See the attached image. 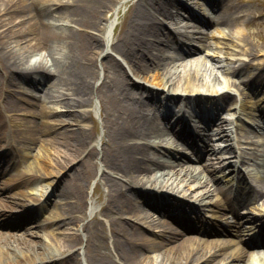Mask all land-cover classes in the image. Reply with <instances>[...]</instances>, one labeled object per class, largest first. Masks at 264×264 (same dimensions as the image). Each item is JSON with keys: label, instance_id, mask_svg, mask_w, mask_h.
I'll return each mask as SVG.
<instances>
[{"label": "bare ground", "instance_id": "6f19581e", "mask_svg": "<svg viewBox=\"0 0 264 264\" xmlns=\"http://www.w3.org/2000/svg\"><path fill=\"white\" fill-rule=\"evenodd\" d=\"M158 1L159 0H143L142 3L135 8L134 14L126 30L116 41L114 49L130 63L133 72L136 75L146 76L148 73H153V82H155L158 87L164 88V90L161 88L153 89L152 87H148L145 83L137 79L136 76L135 78L134 76L129 75L121 62L112 56L111 53H106L105 55V69L110 71V68H112L117 71L114 72L117 77V82L112 85V94L120 104L121 110L118 116L113 113L102 155L104 161H106L119 176L126 179L128 188H126L125 183L117 178H105L109 189L107 192V202L103 212L111 219V238L117 259L126 264H151V256H149L148 253L153 251H159L161 256L160 264H200L209 260L214 261L212 262L213 264H218L220 259L218 258V261L216 262L215 255L223 256V253L219 252V249H216L217 244L213 239L197 238L194 235H187L182 231H173V228V230L171 229L168 235L164 236L161 240L155 239L148 234L146 231L148 229L143 230L136 227L129 221V219L122 216H115L113 214L118 213L122 215L129 213L132 214V217H135L136 215L137 217L135 218L139 221L143 220L144 217H140L138 213L140 206L142 205V202H145L144 196L147 197L146 201L151 199L152 196L150 193L146 192L145 194L144 192H141L142 189H134L133 185L139 184L145 187H149L150 185L154 186L153 184L158 182L159 177L162 176L166 170L167 174H170L171 170L168 169L174 170L176 166H182V162H184L186 158L185 155H180L179 158L174 156L173 159V154H170V152L161 156L153 157L148 154L151 147L148 143H142L136 140L129 142V139L134 137H149L151 135L154 137L158 135L161 136L165 131L155 124L154 116L150 112L143 110L145 108L144 106L148 104V101H140L137 92L145 87L152 88L149 90L150 98L157 97L161 91H166L165 93H167L166 95L169 97H176L175 85H181L180 88L182 91L187 93H194L195 91H201V93H204L203 91H213L216 90V87L205 79L206 74H204V72H200L198 67L193 63H184V60H186L187 57H194L195 54L199 53L200 50L205 47H221V45L224 47L217 49L227 55H233V53H235L234 55H240V57H243L255 54V52L249 48L244 37H238L241 46L239 45L238 52H233L232 50L230 51L228 46L230 41L234 40L228 33L227 37H229V39L222 41L219 36L213 34L211 30H209V28L215 25H228L232 27L236 24L240 13L237 5L229 4L224 7L221 0H210V7L214 8L216 13L214 15L207 13L208 17L206 16L204 19L199 18V23L201 24L192 32L191 37H187L188 34L182 32L181 34L188 39L189 42L180 43L175 39V36L173 37V35H171V30L166 31V28L160 27L154 22L155 20L152 17L157 11L161 12L164 15L163 17H175L168 7H164L162 4H159ZM41 2H45V0H0V21L5 15L8 16V18L12 17L14 21L16 18L21 17L27 25L26 27L24 26V29L21 28L17 32L14 31L16 40H22L25 37L24 34H26L27 36H30L29 39L31 43H34L33 47L35 49H45L48 54L53 53L55 49L54 44L56 42H63L68 51L67 59L64 63L57 58L53 59V68L48 64H44L43 61L32 66L28 65L26 67H21L16 52L4 44L6 41L4 37L10 36V33L8 32V28L10 27H6L5 24H2L4 28L0 29V96H2L5 91H9L6 95V107L7 109H11V111L15 110L18 101L15 98L17 92L10 88L14 85L17 86L19 80H24L31 74L36 78H38V75L40 74L42 81L44 80V76H53L58 83H62L65 80V84L68 85L70 91L72 90L70 94L84 95V97L73 98V106L82 105L84 102L90 100L88 95L92 85L91 78L89 77H95L97 75L96 65L102 52L100 47L103 44V38L98 34L91 32L89 29L94 28L100 31L104 30V27L101 25L102 18L114 5L115 0H54V2L59 3L56 4L53 9L64 14L65 17H71L80 25L79 27L76 25L70 28H65L63 32H58L53 26H51V24L48 26L49 24L45 22L41 10L38 9ZM201 7L206 8L205 3L201 2ZM180 8L186 9V6L181 4ZM149 9H152L155 12H150ZM190 14L193 16L192 13ZM163 21L164 20H162V22ZM161 26H163V23ZM213 35L217 39L216 41L209 40ZM193 39H197L198 42L195 43L196 45L191 44ZM254 58L255 57H252L249 60L239 58L238 60H241L240 65L244 66L248 65L249 62L252 64ZM213 59L215 58L213 57ZM175 60H181V63L177 65L176 70L172 71L169 67V63L170 61L174 62ZM257 64V71L263 72L264 63L257 62ZM180 67H182L181 70H179ZM235 67L236 66H229L228 69H230L229 71L231 73H234V70H236ZM204 69L207 73L210 68L205 66ZM14 73H18L19 75H15ZM163 73L165 76H168V78L165 79V77L162 76ZM211 73H214L213 67L210 69L209 74L211 75ZM109 77L111 78V75L107 74L106 79H104V85L109 83ZM112 77H114V75ZM138 102L140 106L137 105ZM223 103H226L225 106L229 105V96H227V101L223 100ZM202 104L203 103H201V106ZM219 104H221V102H219ZM214 107L217 108L215 105ZM28 109L30 113H35L36 115L37 112L39 114L42 113V118L47 117L50 112L46 108L39 110L41 113L38 109L33 107ZM221 109H223V107H221L220 110ZM68 113H72L75 118L78 116L82 118V120H85L87 117V114L83 111L78 112V114H73V111H69ZM209 119L211 123L215 124H223L225 122V120L220 117L218 110H216ZM60 122L62 123L65 121L62 120ZM78 124L80 125V123ZM5 125V114L3 111H0V130H2ZM67 129L68 128L65 127V131L61 132V136L65 139L64 141H61V143L67 146H70V143L75 145L76 149L74 152L76 156L85 152V150L89 148L90 142V139L88 140L89 135L87 134V131L85 129H78L76 132L69 133V130L67 131ZM3 132L4 130H2L1 135ZM45 132H47V130L42 129L39 123L34 122L30 127L18 130L17 134L20 137L24 135L28 142V146L31 148ZM70 139L72 140L70 141ZM168 142L173 145L176 140L173 139ZM92 148L93 147H90L88 149V153L93 152ZM207 148L208 147L206 146L205 152L208 150L209 153L210 149ZM22 159L23 161L27 159L25 153L22 154ZM44 161L45 162H41L39 160V165L44 170L42 174L38 175L34 172L26 171L27 169H25L19 171L16 178L24 179L26 182H35L42 177L49 175L51 171L48 169H50L53 164L51 165L47 160ZM29 170L36 171L30 168ZM159 172L160 174L158 175ZM183 175L184 179L187 178L190 182L191 180L200 178L198 175L189 171L184 172ZM11 180L12 179H9L8 181ZM47 182L48 185H53L52 182ZM258 184L264 185V169L259 176ZM68 185L69 181L66 182V185L58 193L60 195L59 197L61 199L71 198L74 200H72L67 208L59 209L54 212L55 214L52 213V220H48L46 225L54 224L56 219H58L56 222L58 227L61 225H72L79 221V212H83V206L85 204L83 184H80L81 186L79 189L73 190ZM7 186L5 185L1 189H6ZM54 187L57 188L55 185ZM127 190H133L134 193ZM55 191L56 189H52L51 193H55ZM7 192L8 194L3 195V190H0V207H8V203L13 205L21 201L16 199L18 195L13 194V190L8 189ZM22 193L26 194L27 192L22 191ZM255 196L256 192H250L244 198V203H247ZM5 198H8L9 201L3 203ZM153 198L158 199L159 197L153 194ZM167 204H169V202ZM150 205L152 204L150 203ZM232 212L235 213V210H232ZM3 216L4 214L0 211V224H2V226L6 224V220ZM158 225L166 228L168 227L164 220L159 221ZM43 226V223L38 222L35 227ZM236 226L240 227L239 222ZM87 230L90 232L91 236H93V239L99 237V230L96 225L91 224V226H87ZM208 231L216 232L217 228ZM222 231L225 230L223 229ZM26 235L37 236L39 234L35 231H30L29 229L23 234L13 233L12 231H0V264L11 262L10 260H16V263L23 264L34 260L36 256L41 255V253L45 254V256H48L49 253H51L50 251H47V247L51 246L47 240L46 242L42 241L43 243L37 240H29ZM102 237L105 238V236ZM77 241L78 236H69L68 243L65 242L61 245H57L56 243V249L69 248L76 245ZM14 243H16V245H14ZM43 244L46 245L44 246V249L46 250L43 249L42 252H40L38 249L43 248L41 247ZM11 246H13L12 249L16 253L15 256H12L13 254L9 252ZM211 247L214 251H210L212 252L211 257L206 258L205 256L207 252L205 249ZM23 248H26L27 250L18 253V250ZM102 252L103 251L101 250L96 252L94 258H90V264H123L115 259L111 253L108 252L107 254H104ZM237 252H234L236 253L234 258L237 259L239 257L241 259L247 258L249 255L247 249H242L241 253Z\"/></svg>", "mask_w": 264, "mask_h": 264}, {"label": "rangeland", "instance_id": "374dc122", "mask_svg": "<svg viewBox=\"0 0 264 264\" xmlns=\"http://www.w3.org/2000/svg\"><path fill=\"white\" fill-rule=\"evenodd\" d=\"M63 1H72V0H63ZM143 0H115L114 5L109 9L106 14H104L102 18L101 25L104 27L103 31H100L98 29L90 28L89 30L95 34H98L103 38V44L100 47V50L102 49V52L99 56V59L97 61L96 69H97V75L90 76L91 78V89L88 97L90 100L84 102L82 105L73 106V98H80L81 96L84 97V95L80 94H70L72 90L70 91V88L68 85L65 84V80L62 83H58L56 81V78L51 77H45L44 80H41V76H39V80L36 81L34 79V76L31 74L27 76L24 80H19L18 85L19 89L22 84L24 86V90L30 91L29 94H24L25 96H29L31 98L29 104V107H35L36 109L41 110L42 108H46L49 112V115L47 117H41L42 113L39 114L37 112V115L35 113H31L32 117L28 118L29 122H26L23 127H26L27 125H31L34 122L39 123L40 127L44 130H47V132L43 133L38 140L37 143L33 145L32 148H29L30 155L27 157V165L30 166L28 168L36 170V172L42 173L44 170L39 165V160L41 162H45L44 160H47L52 166L49 171H51L50 175H47L44 177L45 184H47V181H50L52 183H55L54 189H56L55 193L53 192V196H51V199L48 197L45 199L46 202L49 203V205L43 206H37L34 211L36 213H33V221L32 218L23 220L19 225L16 224L15 227L10 228L9 226H6L3 230L6 232L12 231L13 233H19L23 234L27 229L30 231H35L39 235H26V237L29 240H37L39 242H46L48 241L49 247H47V251H50L52 253L51 256H54V258L58 257L57 261L53 260L52 257H49V261L45 264H74V258L72 256H75V254L78 257V262L75 264H90V258H94V254L96 252H99L100 250L103 251L102 253L107 254L108 252L111 253V255L117 259L112 238H111V219L109 216L105 215L103 212V209L105 207V204L107 202V192H108V185L106 184L105 178L107 177H113L117 178L123 183L126 184V188H128V183L126 179L119 176L117 172L111 168L106 161H104V157L102 155L103 147L105 145V141L107 138L108 130L110 129L109 124L112 121L113 113H115L116 116L120 113V104L116 101V98L113 97L112 94V85L116 84L117 77L114 74V72H117L115 69L110 68V71L105 69L106 66V53H111L112 56H114L117 60H119L122 64V66L125 68L127 73L131 76H136L137 79H139L141 82L145 83L148 87H152L153 89L159 88L158 85H156L155 82H153L152 74L148 73V75H136L133 72V69L130 65V63L120 54L117 53V51L114 49V45L116 44V41L118 38L124 33L126 30L133 14L134 10L137 5L141 4ZM188 2V0H185ZM159 4H162L164 7H168L173 14L176 12L173 0H159ZM189 2L195 3V7L197 8L198 13L202 15L203 10L198 6L201 0H189ZM230 2V3H229ZM52 3V4H50ZM59 2H54V0H45V2H41L39 4L38 9L41 10L42 16L50 26H53L54 29H56L58 32H63L65 28H70L71 26L79 27L80 25L76 23L71 17L67 16L65 17L64 14L56 11L54 8V5L58 4ZM229 4H235L240 9V17L237 19L236 24H234L232 27L228 25H215L209 28L213 34H216L219 36L222 41H226L229 39L227 37V33L233 38L234 41H230V44L228 48L230 51L236 52V50H239V45L241 46V43L238 40L239 36H242L246 39L249 48L252 49L253 52H255L254 55H251L255 57L254 61L264 62V0H228ZM166 5V6H165ZM170 5V6H169ZM228 6L224 4V7ZM150 12H155L154 10L150 9ZM218 12V9H217ZM183 13V14H182ZM181 14H179L175 18L167 17L164 18L166 21L159 23L160 27H167L169 30L175 29V33H179V31H183L185 33H189L190 37L192 36V32L196 30V26L191 21V19H188L185 15V12L182 11ZM215 14V13H213ZM204 15V14H203ZM159 16H162L161 12H155L154 18L155 20H161L159 19ZM70 19V20H69ZM3 20V21H2ZM22 20V21H20ZM5 24L8 28V32L10 33V36L4 37L5 45H7L8 48H11L16 52V54L19 57V63L21 67H26L28 65L32 66L34 64H38L43 61L44 64H48L53 68V59H58L61 62H65L67 59L68 51L63 42H56L54 44L55 49L52 54H48V52L45 49H35L33 47L34 43H31L30 36H27L24 34V38L22 40H16V37L14 36V31H19L21 28L24 29V26L26 27V22H24L21 17L16 18L14 21L12 17L4 16L3 19L0 21V29L4 28L3 25ZM115 27V28H114ZM166 29V30H168ZM179 30V31H178ZM11 31V32H10ZM178 36V35H177ZM180 38H183V35L180 36ZM210 41H216L217 39L214 37H210ZM193 42L191 44L196 45L197 39H193ZM224 46L221 45L223 48ZM211 57H215V59H212ZM238 56H235V58L232 60L231 58H227V54L220 52L219 49H217V46H211V47H205L204 49H201L199 53L195 54L194 57H187L186 60H184V63H193L198 67L200 72H204L206 74V80L210 83H213L215 81H219V78L222 82V88L224 89L223 93L220 95H217V97H221L223 95L230 94V95H237L238 100L244 105V114L248 112L249 108L251 106H257V97L254 95L251 91H249L247 88L250 86V83H244L247 81V79H251L253 76V73L255 71L254 67H250L253 65H249L247 67H244L242 70L237 69L238 71L236 74H231L229 66H238L240 63V60L237 61ZM249 59V57H246ZM53 60V61H52ZM177 62V64H176ZM181 63V60H175L170 61V68L172 71L176 70L177 65ZM176 66V67H175ZM205 66L207 68H214V73H210V69L206 73ZM169 69V68H168ZM167 69V70H168ZM182 67L179 68L181 70ZM177 70V71H179ZM15 75H19L18 73H14ZM106 74V75H105ZM107 74L111 75V78L107 85H104V79H106ZM114 75V77H112ZM264 75V73L262 74ZM259 76V79L254 80L257 83H260L261 81L264 82V78ZM106 76V77H105ZM162 76L168 78V76H165L164 73ZM257 75L254 73V78ZM19 77V76H17ZM135 77V78H136ZM253 78V79H254ZM25 80H27L25 82ZM215 80V81H214ZM252 83V81H251ZM181 84V83H178ZM226 84V85H224ZM28 85V86H27ZM219 85V84H217ZM177 86V87H176ZM181 85H175L176 91H182L180 88ZM17 87V86H16ZM15 86L11 87L16 88ZM167 88V87H165ZM174 88V87H173ZM179 88V89H176ZM220 88V87H219ZM164 89V88H163ZM144 87L141 91L137 92L138 99L141 101H147V95L149 91ZM6 93L0 97V108H4V104L6 103V97L5 95L8 94V90L5 91ZM261 92H264V87L260 86L259 91H256V94H259ZM252 95L254 97L252 98ZM260 95V94H259ZM70 96V97H68ZM222 100V98H220ZM72 105V106H71ZM139 105V102L137 104ZM158 106V105H157ZM145 108L143 110L145 111H151L149 108V101L148 104L144 106ZM24 108V107H23ZM21 107V105H18V115H14L13 120L10 122V135L12 137V130L17 129V127L21 128L17 121V117H20L23 113L24 109ZM229 109H225L221 112L220 116L224 119H230V116L233 115V111H228ZM69 111H73V114L83 111L87 114L86 120H82L80 117H74L72 113H68ZM77 119V120H76ZM9 120H11V116H9ZM64 120L65 123L59 124L60 121ZM227 122V121H226ZM80 123V125L78 124ZM52 124V125H51ZM155 124L162 128L164 127L160 121V118L157 117L155 120ZM54 125V126H53ZM68 125V126H67ZM52 126V127H51ZM228 126V127H227ZM68 128L67 131L69 133L76 132V130H86L87 135L90 139L89 142V148L93 147V152L88 153L87 148L85 152L80 153L79 155H75L74 150L75 145L69 144L70 146H67L61 141H64V137L61 136V132L65 131L64 129ZM214 128V127H213ZM226 133H230V125H225ZM219 137L221 139H219ZM172 140L171 136L169 135V131L166 129L161 136H146V137H134L129 139V142H133V140L139 141V142H150L153 144L157 143L155 147L150 148L148 154L153 157L158 156V152L165 151V148L162 146V144L168 145V141ZM72 139H70L71 141ZM250 142V140L248 141ZM144 143V142H143ZM221 143L223 145L227 144L225 140H222V136L214 135L211 144L208 146L210 147V154H208L207 162L203 163H193V161H186V163L182 162V166H176V168L168 169L171 170L170 174H167L166 172L162 176H158L159 180L157 183L153 184L154 187L151 188V185L148 186H141L139 184L133 185L134 189H142L143 192L151 193L154 191V188L157 190L156 192H172L168 196L174 197L178 196L179 198L183 199L186 198V201L184 203V206L187 205V199L192 200L194 198H197L199 200V196L202 189H211V183L208 185L209 181V174L207 173L206 165H219V163H222L221 160L223 158H226V153H220L219 146H221ZM261 143H263L261 146H257L253 149L255 151L253 155H250L251 160H256L257 162H252V168L254 171V176L257 179L258 175H260V171L262 170V166H264V140H261ZM18 147H22V142H17ZM247 147H250L246 145ZM23 147L25 148V151L28 150V145L26 147V144L24 142ZM22 147V149H23ZM5 148H3L4 150ZM20 149V148H19ZM3 150H0V154H2ZM257 150V151H256ZM252 151V152H253ZM11 154L10 151H6L4 153L5 157H9ZM255 158V159H254ZM44 159V160H43ZM7 160V159H6ZM194 160V159H193ZM228 159H225L227 161ZM178 162V161H177ZM260 164L262 166H260ZM178 165V164H177ZM5 167V166H4ZM23 168V167H21ZM189 171L192 172L195 175H198L201 178V184L205 187H194L190 186L188 179H184L183 173ZM13 173L17 172L16 169L12 170ZM10 174V173H9ZM5 175V177L9 176ZM160 172L158 173V175ZM156 175V174H155ZM119 176V177H118ZM5 177H2L1 180L5 179ZM69 181V187L71 189H79V187L83 184V189L85 192V204L83 206V212H79L80 219L79 221L73 223L72 225H61L58 227V224L56 223L57 220H55L54 224L46 225L45 227H35L37 221L46 222L48 219L49 221L52 220L50 216H52V213L55 211L67 208L69 204L72 202L71 198L67 199H60L59 198V192L60 190L66 185V182ZM198 180H191V182L194 183L196 186ZM18 184L15 187V191L18 196H21L23 198L22 191H26V197L30 200H32L31 197H35L36 200L40 197V194L37 195L41 189L42 185L39 184L35 187L33 185L31 187V184L23 185ZM44 184V186H45ZM81 184V185H80ZM150 184V183H147ZM146 184V185H147ZM48 185V184H47ZM195 188V189H194ZM143 189H148V191H144ZM132 191L133 190H127ZM139 192V190H138ZM19 193V194H18ZM43 200V199H42ZM5 201H9L8 199H4L3 203ZM27 201V199L21 200ZM39 203V201H38ZM7 208L13 209V205L8 203ZM51 205V206H50ZM17 207V206H16ZM44 208L42 210L41 218L39 215V209ZM16 210V209H14ZM201 214L207 213L208 215L212 214V210L208 207L203 205L201 207ZM254 211L257 213H263L264 212V206H260L253 208ZM139 216L144 217L142 221H138L135 217H132V214L125 213V214H118L113 213L115 216H122L127 219H129L130 222H132L135 225H139L144 228H150L152 230H155V236H159L160 234L165 233L166 231L161 230L159 232H156L158 227L150 226L149 223L152 224L153 220H155V223L159 221V219H162V215H160L158 212L155 211V209L145 203H143L140 206L139 210ZM55 214V213H54ZM7 219H9L11 216L10 214H4ZM16 215V214H15ZM13 217V216H12ZM28 218L30 216H27ZM91 224L96 225L99 230V237L97 239H93V236H91L90 232L87 230V226H91ZM158 225V224H157ZM3 228V227H1ZM69 236H78V241L76 242V245L71 246L69 248L65 249H56V243L57 245L64 244L65 242L68 243V237ZM102 236H105L102 237ZM219 237H226V235H218ZM42 242V243H43ZM16 245V243H14ZM48 245V244H47ZM45 244H43V248H39L38 250L42 252L44 249ZM13 246L9 249V252H11L15 256L16 253L12 249ZM67 247V246H66ZM26 248H23L21 250H18V253L26 251ZM46 250V249H44ZM213 250V248L205 249ZM106 252V253H105ZM75 253L74 255H72ZM55 254V255H53ZM149 256H151V264H160L161 263V256L159 254V251L157 252H150L148 253ZM208 255V254H207ZM45 259H41L42 257ZM50 256V255H49ZM258 258H254L253 260H248L249 263L243 262L241 264H264L263 254L260 257V254H257ZM37 258V259H36ZM35 262H40V264H43V260H47L48 256H45V254L36 256ZM67 259V262H66ZM119 262V259H117ZM8 264H18L15 261L16 260H10ZM69 262V263H68ZM210 262H214L212 260L204 261V263L200 264H211ZM123 264H126L122 262ZM24 264V263H23Z\"/></svg>", "mask_w": 264, "mask_h": 264}]
</instances>
